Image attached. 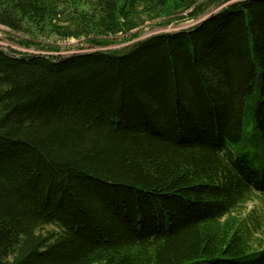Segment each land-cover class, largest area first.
Returning a JSON list of instances; mask_svg holds the SVG:
<instances>
[{"label": "trees", "instance_id": "16d2710c", "mask_svg": "<svg viewBox=\"0 0 264 264\" xmlns=\"http://www.w3.org/2000/svg\"><path fill=\"white\" fill-rule=\"evenodd\" d=\"M221 3L0 0L20 45L99 48H0V264H264L234 214L264 195V0L107 48Z\"/></svg>", "mask_w": 264, "mask_h": 264}, {"label": "rangeland", "instance_id": "374dc122", "mask_svg": "<svg viewBox=\"0 0 264 264\" xmlns=\"http://www.w3.org/2000/svg\"><path fill=\"white\" fill-rule=\"evenodd\" d=\"M237 0H222V3L219 6L211 7L207 10L205 15H202L198 17L197 19H188V18H178L176 20H173L169 22L168 24H157L155 22H147L142 27L136 30L138 32V37L134 38L132 40H129L128 34H119L117 36L116 43L110 44L107 48L108 49H119L121 47H124L131 42L142 39L151 35H155L158 33H164V32H176L178 30H187L191 26H194L196 23L204 19L207 15L210 13L216 12L218 9H220L222 6H225L231 2H234ZM186 12L180 13L178 16H184ZM4 27L0 26V48L4 50L5 52H8L10 54H51V55H57L60 56H66L73 53H85L88 51H92L94 49L99 48H93L89 44L81 42L76 39H68L65 41L51 38L50 40L54 42L57 46L60 47V50L58 51H45V50H37L34 46H23L18 43H16L14 40L10 39L6 36L4 32ZM105 49V48H103ZM246 130H248V127H246ZM256 150V148H254ZM238 212H235L234 214L236 216H240V218H244L248 225L251 228V245L253 247H256L258 243L264 238V195L262 193H256L255 195H252V199L248 202L244 203L242 207L237 209ZM260 222V227L257 229H254V225ZM50 228V227H47Z\"/></svg>", "mask_w": 264, "mask_h": 264}]
</instances>
